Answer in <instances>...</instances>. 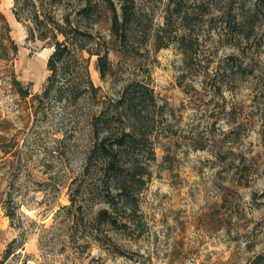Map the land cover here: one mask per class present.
Listing matches in <instances>:
<instances>
[{
	"label": "rangeland",
	"instance_id": "374dc122",
	"mask_svg": "<svg viewBox=\"0 0 264 264\" xmlns=\"http://www.w3.org/2000/svg\"><path fill=\"white\" fill-rule=\"evenodd\" d=\"M81 1L36 0L19 21L14 0H0V264H264V0H184L195 9L188 56L174 38L156 48L167 0H138L141 23L124 45L104 11L82 23L85 49L108 52L103 79L81 53L96 97L40 99L53 48L28 19H73ZM131 82L155 105H138L148 137L137 209L128 220L112 212L111 227L96 218L95 165L85 174L88 117Z\"/></svg>",
	"mask_w": 264,
	"mask_h": 264
},
{
	"label": "trees",
	"instance_id": "16d2710c",
	"mask_svg": "<svg viewBox=\"0 0 264 264\" xmlns=\"http://www.w3.org/2000/svg\"><path fill=\"white\" fill-rule=\"evenodd\" d=\"M14 3L13 13L19 21L23 20L22 5L29 3L32 9H36V0H14ZM200 8L202 9V6H198L197 10ZM138 9V0H82L77 7L75 18L72 19L70 14H66L60 22L50 13L40 19L35 11L28 19L33 25L29 31L32 36L37 31L36 38L53 48L46 64L49 74L43 92L38 98L55 96L58 101H62L72 97L73 101H77L91 93L96 97L98 88L90 79L88 59L81 53L85 50L89 57H97L96 70L103 79L109 68L108 52L101 51L98 47L85 49L83 43L92 40L93 34L84 29L82 23L86 22L91 27L106 11L111 37L124 45L129 40L131 31H135L141 23L142 14ZM189 9L191 8L186 6L184 0H167L163 25L156 29L154 34L157 49L166 47L168 41L174 38L184 48L183 54L190 55L191 42L187 43L189 36L187 31L191 28V18L195 9L191 11ZM224 13L223 11L222 14ZM173 31L182 33L173 36L171 35ZM247 33L246 31L245 37H248ZM58 36L63 39L59 40ZM11 46L15 50L12 41ZM13 85L19 88L18 92L22 97L29 94V91H23L19 87L20 82L16 79ZM145 100L155 105L151 89L142 83L131 82L121 90L114 103L109 102L108 106H104L105 103L102 101V107L88 117L90 129L85 174H89L95 165L97 170L94 181L96 188L100 189L98 196L102 204L96 218L111 227L117 225V218L115 215L112 218V212L118 214L122 212L121 216L128 220L137 209L135 188L137 183L143 182L144 174L137 148L139 142L148 137L147 127L142 123L146 109L138 108V105ZM148 150L152 157L153 152L150 148ZM1 202L5 215L12 220L14 212L11 211L8 200ZM12 242L5 251V257L10 255Z\"/></svg>",
	"mask_w": 264,
	"mask_h": 264
}]
</instances>
